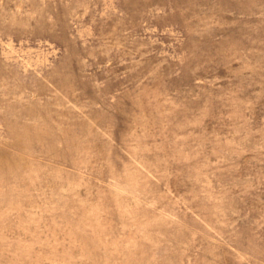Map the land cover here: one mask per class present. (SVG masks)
I'll return each mask as SVG.
<instances>
[{
  "label": "rangeland",
  "instance_id": "obj_1",
  "mask_svg": "<svg viewBox=\"0 0 264 264\" xmlns=\"http://www.w3.org/2000/svg\"><path fill=\"white\" fill-rule=\"evenodd\" d=\"M0 264H264V0H0Z\"/></svg>",
  "mask_w": 264,
  "mask_h": 264
}]
</instances>
